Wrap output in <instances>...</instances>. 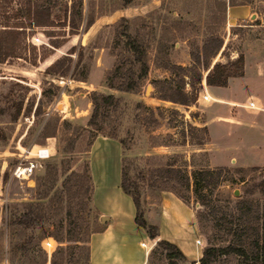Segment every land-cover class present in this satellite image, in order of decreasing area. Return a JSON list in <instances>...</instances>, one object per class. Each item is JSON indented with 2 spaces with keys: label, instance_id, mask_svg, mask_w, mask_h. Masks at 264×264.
Returning <instances> with one entry per match:
<instances>
[{
  "label": "rangeland",
  "instance_id": "obj_1",
  "mask_svg": "<svg viewBox=\"0 0 264 264\" xmlns=\"http://www.w3.org/2000/svg\"><path fill=\"white\" fill-rule=\"evenodd\" d=\"M63 3L59 0L51 7V16L59 21L57 25L25 28L20 57L0 62V264H49L51 256L77 264L86 261L85 239L89 235L84 233L81 240L75 241V226L87 215L91 219L89 231L99 229L101 222L91 210V202L78 192L75 178H70L67 188L62 187L64 175L59 172L50 177L46 160L35 171L32 182L18 183L11 177V170L19 160V147L43 145L55 155V145L63 146L67 140H60L65 131L61 121L83 125L90 113L92 91L112 93L119 100L109 113V129L122 140V146L117 139L98 135L87 154L89 167L90 163L94 166L97 162L98 166L102 162L98 169L104 184L116 178L122 156L131 179L138 180L139 171L148 167L172 165L188 177L186 205L193 215L201 209L193 191L199 182L210 184L221 214L237 217L233 198L251 202L250 209L244 204L241 211L254 217V210L264 203V197L253 187L259 177H264V130L238 127L220 140L229 148L214 160L206 150L212 147L206 117L211 106L221 104L225 106L214 112L228 122L237 121L238 114L248 113L255 116L254 122L264 121V111L257 110L261 106L256 99L264 98V0H82L80 17L73 15L75 28L67 26ZM21 5L19 0H0V22L9 18L10 23ZM209 34L223 41L211 63L232 61L239 53L243 56V76L228 78L226 87L216 86L230 103L208 105L211 99L203 89V80L190 106L158 99L157 82L173 79L165 64L190 65L204 36ZM130 39L145 50L146 78L134 92L111 90L103 78L115 61L121 63L123 74L130 70V78L138 82L139 65L132 63L126 50ZM45 51L47 56L41 59ZM59 58L56 69L61 68L45 73L46 67ZM60 77L71 81L58 83ZM193 79L184 78L185 82ZM147 85L150 88L145 94ZM184 90L189 92L190 86L185 84ZM260 100L264 107V99ZM248 102L255 108L248 107ZM36 104L39 109L34 111ZM202 126L206 134L199 130ZM72 127L67 134L70 140L74 137ZM214 130L219 131V127L214 126ZM227 156L236 161L229 162ZM206 169L210 171L208 175L201 172ZM138 185L140 209L149 220L155 207L161 211L160 199L157 192ZM45 191L46 196H42ZM188 214L173 207L165 221H157L158 235L161 230V234L173 236L186 248L188 255L183 254V264L192 260L197 248L201 256L207 236L218 230L209 222L206 234H200L193 216ZM23 219L26 222L18 221ZM218 235L220 232L215 240L222 239ZM147 239L148 264H167L164 250ZM229 240L226 237L214 245ZM44 241H49L50 246H45ZM208 264L249 263L235 254L220 253Z\"/></svg>",
  "mask_w": 264,
  "mask_h": 264
},
{
  "label": "trees",
  "instance_id": "obj_2",
  "mask_svg": "<svg viewBox=\"0 0 264 264\" xmlns=\"http://www.w3.org/2000/svg\"><path fill=\"white\" fill-rule=\"evenodd\" d=\"M59 0H19L22 4L16 9L12 21L9 23V18L0 22V62L7 57H20L21 45L23 43V31L25 28L36 27H52L58 24L51 16V7ZM82 0H64V19L68 21L67 26L75 28L73 23V15L80 17V8ZM230 4V3H229ZM231 5H237L231 3ZM64 25V20H61ZM222 39L216 34L205 35L200 45V50L193 54L191 64L188 66H181L175 63L165 64V67L173 74V79L161 80L157 82V98L163 101H169L173 104L181 106H190L194 104L197 91L203 84L206 86L225 87L230 77L243 76V56L239 53L232 61L225 63L213 62L211 59L222 47ZM127 53L132 58V63H138L137 81H133L130 77L133 72H121V63L115 61L110 70L104 75V85L111 89L122 92H134L135 88L142 84L146 78L147 62L145 59V50L135 40L127 41ZM56 47L55 45H52ZM23 47V46H22ZM25 49V48H24ZM72 52V51H71ZM68 52V53H71ZM47 56L46 51L40 56L41 59ZM67 57V56H66ZM67 59V58H61ZM69 59V58H68ZM60 62V58L52 62L45 69V73H52L59 70L61 66L56 65ZM204 72V75L201 72ZM194 77L193 80L185 82L184 78ZM80 80V79H78ZM190 86V91L184 90V85ZM198 85V87H195ZM90 113L83 125L74 124L72 121L63 119L60 123L65 127V131L60 140H66L63 146L55 145V155H51L46 160V170L50 177L62 173L63 178L61 185L67 188L70 178H75L77 189L88 201L91 202V195L93 191V183L91 180V173L88 160L89 148L98 135L117 139L115 132L110 130L109 117L110 112L113 111L119 104L118 97L112 93H100L92 91L89 95ZM139 106H143L139 103ZM39 106L36 104L34 111L38 110ZM73 126L77 130H73L74 139L70 140L67 137L68 130ZM72 127V128H73ZM194 128V127H193ZM195 129V128H194ZM204 134L207 130L204 126L199 129ZM59 140V142H60ZM76 140V142H74ZM120 146L122 140L117 139ZM51 158V159H50ZM124 156L120 158L119 164V184L120 190L128 195L134 207V223L142 228L147 237L154 241V245L161 247L164 250V259L167 264H183L185 257L183 253L171 242L162 240L158 235L157 221L159 218V209L154 208V212L150 219H146L139 203V185L140 183L145 189L157 192L159 198L160 191L168 190L173 192L179 199L187 202L186 192L189 191V180L178 167L172 165L148 167L145 170H140L138 173V180L128 176L125 168ZM79 161L74 167L72 163ZM203 174L208 175V169L202 170ZM210 184L194 185V193L197 196V204L201 208L195 211L194 218L197 229L200 234H206V228L209 222L215 225L216 233L207 236L206 246L201 250V256L198 258V264H208L210 259L217 254H235L241 257L249 264H264V203L263 207L254 210L255 216L248 217L247 214L242 213V206L245 204L248 209L252 207V203H246L244 200L231 199L234 203V210L237 212V217L233 218L232 213L221 214L220 205L216 198L213 197L212 190L209 188ZM254 190L264 197V177H259L253 184ZM68 190V189H67ZM42 196H46L45 193ZM235 200V201H234ZM231 202V201H230ZM92 205V203H91ZM91 210L98 217V212L92 206ZM249 211V210H248ZM239 212V213H238ZM239 215V216H238ZM89 215L83 221L75 226V241L81 240V236L86 233L90 235L94 231H89ZM91 220V219H90ZM20 223L26 221L18 220ZM100 221V219H99ZM222 239L215 240L217 234ZM228 237L230 240L223 245H214L217 242ZM88 238L86 241V261L88 257ZM59 243V242H58ZM148 253V263H149ZM49 264H77L73 261L60 257L51 256L48 260ZM82 264V263H81Z\"/></svg>",
  "mask_w": 264,
  "mask_h": 264
},
{
  "label": "crops",
  "instance_id": "obj_3",
  "mask_svg": "<svg viewBox=\"0 0 264 264\" xmlns=\"http://www.w3.org/2000/svg\"><path fill=\"white\" fill-rule=\"evenodd\" d=\"M92 84V82H89V85ZM203 89L209 94L211 99V101H207L208 105H210L212 102H226L222 93L217 91L218 89L216 86L203 85ZM256 99L258 105L261 106L260 109L257 110L264 111V107L260 102L262 101L260 99L264 98H260L258 96ZM226 103L230 102L227 101ZM224 106L225 105L216 104L211 106L207 111L206 127L209 133V138L211 139L212 147L206 150L214 160L229 148L227 147L226 143L220 142L223 136L230 135L231 132L238 127L254 129L261 128L264 130V121L259 123L254 122L255 116L250 113L241 115L238 114L237 121L228 122V119L225 116L218 115L214 112L215 110ZM224 114L227 115V112ZM214 126L216 129L219 127V131L215 132ZM261 129L259 130L263 132ZM227 157L229 162L233 160L236 161L231 156ZM101 163L102 162L100 161L98 166L97 162L94 166L93 163H90L91 179H93L91 203L94 209L99 213V219L104 217V220L100 221L101 224H103L100 230L89 235L88 257L86 264H148V253L150 251V246H148L147 242L148 239L143 229L137 226L133 221L134 207L130 197L123 193L118 187L119 166L116 178H114L110 183L104 184V179L101 177L98 169ZM219 164L223 165L225 163L219 162ZM97 170V173L94 172ZM159 199L161 204V211H159L160 223L162 220L165 221L168 213H170V209L173 207H176L183 212L189 213L188 215H192L194 218V215L188 205L179 199L173 192L162 190L160 191ZM179 221L182 223L181 220ZM195 230L197 233V229ZM159 238L176 245V247H178V249L187 257L188 252H186V248H184L183 245L181 246V242L175 240L173 236L161 234L160 230ZM142 243L144 245H142ZM199 256L200 250L197 248L192 260H187L186 263L194 262L193 264H195Z\"/></svg>",
  "mask_w": 264,
  "mask_h": 264
},
{
  "label": "built area",
  "instance_id": "obj_4",
  "mask_svg": "<svg viewBox=\"0 0 264 264\" xmlns=\"http://www.w3.org/2000/svg\"><path fill=\"white\" fill-rule=\"evenodd\" d=\"M67 81L70 83V79L64 80L63 78L58 79V83ZM202 97L206 98V92H203ZM248 107L255 108L252 102H248ZM246 105V106H247ZM20 153L18 154L19 160L13 165L11 170V177H13L18 183L23 181L32 182V177L36 170L42 168L43 161L47 160L51 156V150L47 146L43 145H32L31 147H19ZM195 244L199 243L198 239H195ZM45 246H50L49 241H44ZM142 245H144L142 243Z\"/></svg>",
  "mask_w": 264,
  "mask_h": 264
},
{
  "label": "water",
  "instance_id": "obj_5",
  "mask_svg": "<svg viewBox=\"0 0 264 264\" xmlns=\"http://www.w3.org/2000/svg\"><path fill=\"white\" fill-rule=\"evenodd\" d=\"M149 88H150L149 85H147L146 88H145V94L147 93ZM103 220H104V217H101L100 221H103Z\"/></svg>",
  "mask_w": 264,
  "mask_h": 264
}]
</instances>
